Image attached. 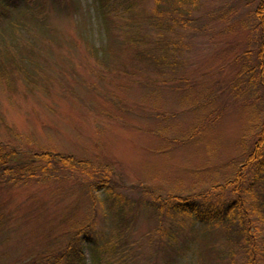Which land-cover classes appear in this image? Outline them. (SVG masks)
Wrapping results in <instances>:
<instances>
[{"label":"rangeland","instance_id":"obj_1","mask_svg":"<svg viewBox=\"0 0 264 264\" xmlns=\"http://www.w3.org/2000/svg\"><path fill=\"white\" fill-rule=\"evenodd\" d=\"M250 1L202 0L176 70L137 57L121 31L109 35L94 0L47 3L36 18L18 12L14 31L0 29L2 42L41 49L40 67L31 66L36 79L17 71L0 77V142L23 149L19 159L51 151L93 165L86 172L53 165L50 177L0 184V264H74L69 244L88 226L104 242L113 211L97 187L108 178L127 187L119 192L143 198L129 210L132 264H206V244L194 233L203 229L189 218L183 225L181 216L161 222L148 201H177L224 183L250 151L253 110L230 88L240 70L235 56L255 23L258 1ZM169 76L176 78L164 81ZM171 224L174 239L165 231ZM220 242L225 249L228 241ZM85 251V264H93ZM242 254L238 264H245Z\"/></svg>","mask_w":264,"mask_h":264},{"label":"trees","instance_id":"obj_2","mask_svg":"<svg viewBox=\"0 0 264 264\" xmlns=\"http://www.w3.org/2000/svg\"><path fill=\"white\" fill-rule=\"evenodd\" d=\"M68 2L74 0H0V29L10 30L16 20L14 16L19 12H26L25 16L38 17L39 9H45L47 3ZM152 1L149 11L146 4ZM258 1L253 10L255 21L245 50L235 56L239 63L236 80L230 88L239 90L236 100L241 99L248 110H253L250 123L252 132L250 151L245 154L241 162H234V168L224 183L190 196H178L175 200H160L157 204L152 200L148 206L157 213V218L164 222L163 216L182 217L183 225L189 218L196 236L202 237L206 244L204 252L207 254L206 264H238L243 253L245 264H264V0ZM250 1V2H251ZM97 17L104 25L107 33L121 31V35L135 49L137 57L146 59L156 65L159 70H176L183 62L184 40L191 29V25L198 21V12L202 7V0H94ZM250 2L248 4H250ZM20 3V5L18 4ZM24 9V10H23ZM30 10V11H29ZM43 24H48L45 20ZM19 30V28H16ZM46 27L43 28L45 31ZM8 31V30H7ZM253 31V34H252ZM46 32V31H45ZM0 31V43L2 42ZM18 40V39H17ZM6 50H0V77L10 79L13 72L27 75V79H36V73L31 69L40 51L33 46L28 48L24 44L3 41ZM7 53L8 64L12 68H5L1 54ZM18 64L17 70L13 66ZM161 68V69H160ZM12 76V77H11ZM176 77H165L164 81L175 80ZM212 100L213 98H209ZM224 108V106L222 107ZM218 109L212 116L218 117L223 109ZM210 115V116H211ZM9 143L0 142V184L11 181L35 180L50 177L53 165L70 169L71 171H89L93 168L87 160H80L71 154L47 152H31L24 158V153ZM92 183V180L88 181ZM91 185V184H89ZM94 187V186H93ZM117 187L127 188L124 184L114 182L108 178L99 184L97 189L106 191V200L110 202L114 219L112 233L104 242L94 239L89 230L91 226L83 228L84 236L74 237L69 244L70 260L74 264L80 260L85 264L83 256H87L86 249L90 247L93 264H132V254L128 248L131 233L135 226L133 212L139 207L143 198L134 200ZM91 188V187H90ZM96 188V187H95ZM93 188V190L95 189ZM136 188V187H134ZM92 190V189H91ZM148 194L153 195L151 190ZM155 197V195H154ZM173 227V228H172ZM80 231V232H81ZM166 233L171 238H177L174 224L167 228ZM225 239L228 244L225 249L220 241ZM224 246V247H223ZM206 249V250H205ZM229 249V250H228ZM77 254L76 256L74 255ZM226 251L229 257L225 258Z\"/></svg>","mask_w":264,"mask_h":264}]
</instances>
